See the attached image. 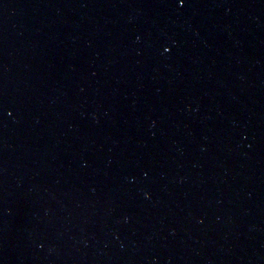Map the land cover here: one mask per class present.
Returning <instances> with one entry per match:
<instances>
[{"label":"water","instance_id":"water-1","mask_svg":"<svg viewBox=\"0 0 264 264\" xmlns=\"http://www.w3.org/2000/svg\"><path fill=\"white\" fill-rule=\"evenodd\" d=\"M0 264H264V0H0Z\"/></svg>","mask_w":264,"mask_h":264},{"label":"snow or ice","instance_id":"snow-or-ice-1","mask_svg":"<svg viewBox=\"0 0 264 264\" xmlns=\"http://www.w3.org/2000/svg\"><path fill=\"white\" fill-rule=\"evenodd\" d=\"M178 3H179L181 6H183V5L186 3V0H178ZM166 50H169V51H170V49H166Z\"/></svg>","mask_w":264,"mask_h":264}]
</instances>
